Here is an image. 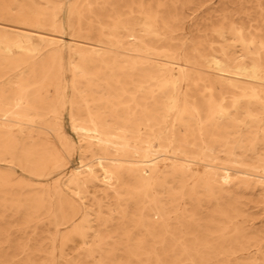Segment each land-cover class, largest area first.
I'll use <instances>...</instances> for the list:
<instances>
[{
    "label": "bare ground",
    "instance_id": "6f19581e",
    "mask_svg": "<svg viewBox=\"0 0 264 264\" xmlns=\"http://www.w3.org/2000/svg\"><path fill=\"white\" fill-rule=\"evenodd\" d=\"M38 1L13 0L14 14L0 7V204L28 212L29 222L44 214L49 227H63L59 258L67 243L81 247L76 261L63 264H254L256 253L264 264V242L245 226L241 201L256 191L264 202V186H255L264 176L263 0L223 2L216 41L184 49L174 72L164 59L183 22L164 17L161 2L130 0L139 14L126 18L122 0ZM59 4L71 34L81 35L83 22L94 25L93 43L89 31L84 41L43 31L57 32ZM4 15L21 27L4 25ZM31 24L38 29L22 28ZM64 50L72 129L81 155L90 152L97 164L78 167L86 168L83 180L63 181L76 204L59 178L48 183L61 162L39 133L54 129L60 146L71 148L57 118L65 104ZM48 88L51 97L43 95ZM12 165L35 180L15 177ZM14 185L26 192L11 193ZM87 188L100 197L96 225L82 201ZM104 199L114 201L103 206ZM103 208L110 217L101 216ZM27 250L34 254L14 251ZM7 258L0 254V264Z\"/></svg>",
    "mask_w": 264,
    "mask_h": 264
},
{
    "label": "rangeland",
    "instance_id": "374dc122",
    "mask_svg": "<svg viewBox=\"0 0 264 264\" xmlns=\"http://www.w3.org/2000/svg\"><path fill=\"white\" fill-rule=\"evenodd\" d=\"M13 0H0V7L4 5L7 12L14 14L15 7L12 2ZM121 7L119 12L124 17H130L138 15V11H135L136 8L132 7L131 10L128 6L130 0H122ZM138 3L139 0H133ZM147 1V0H145ZM158 1L161 4H164L163 13H161L164 17L168 18H177L180 17L183 22L182 28L180 30L176 29V33H171V43H172V52L170 53V57L164 59L166 65L169 67L171 71H176L179 66L183 64V54L184 49L191 48L197 43H204L203 45H208L209 43L216 41L215 35L216 31L219 29L222 23V16L224 14L223 11V2H227L230 0H154ZM264 2V0H263ZM37 4H42L41 1L36 0ZM156 6V4H154ZM56 16L60 17V26L56 29L57 32L48 31L50 29L44 25L40 27L43 28L48 34L61 35L65 41L69 38L80 39V41H84V32L89 34L88 42L93 43L95 39V30L94 25L91 26L88 22H83L81 28L84 32L81 35H77L76 32L71 34L70 31V22L71 18L69 13L61 4H59L56 10ZM128 14V15H127ZM4 25L9 26H17L13 23V16H3L1 18ZM22 28H26L31 30H37L34 25L30 26H22ZM1 50V46H0ZM16 52V51H13ZM44 53V54H43ZM46 51L44 50L42 53L38 55L37 58H41L43 55L45 56ZM16 54V53H15ZM43 56V57H44ZM62 83L65 85L64 90V102L63 107L59 108L58 120L62 133L67 137V139L71 143V148L65 151L58 142L57 133L54 129H49L46 127H41L39 133L42 137L48 139L56 149L58 156L60 157V166L58 169L53 170V174L50 176L48 183L53 179L59 178V184L66 190V187L63 185V181L68 177H72L78 181L83 180L85 175L86 168H78L84 165H91V167H96V162L94 161V157L91 156L90 152H84L81 155V149L79 148V138L74 133L72 129V124L69 118V109H68V101L71 99L72 90H71V69L69 68V52L67 50L63 51L62 55ZM130 59H134V54L130 55ZM74 63H77V59H74ZM9 75V74H8ZM6 77V76H5ZM4 77V78H5ZM136 76L132 78L135 79ZM1 82V81H0ZM83 88V87H82ZM133 86H130L132 90ZM51 97L53 94V90L48 88L43 92V95ZM35 120V118H34ZM37 122V120H35ZM47 122L51 127L54 125V118L52 115H49ZM15 130V127H13ZM137 147V146H136ZM98 157V155L96 156ZM134 160H139L137 155H134ZM12 172L15 177H18L22 181H26L30 179L32 181L35 180L33 177H29L24 173L19 167L16 165H12ZM97 169V168H96ZM97 176V182L100 183L103 181L104 175L102 172H95ZM255 186H264V176H260L256 179ZM18 187L17 185L12 186L11 193L18 194L23 192L24 189ZM100 190V188H96V190ZM67 191L68 198L73 202L77 203L78 197L74 196L69 190ZM87 193L83 196V202L87 206V210L89 211L90 216L88 219L91 221V225H96L95 216H96V208L93 204L94 200H99L100 197L92 196L91 188H87ZM26 192V191H24ZM102 192V191H101ZM260 196L256 191L252 192V195L245 196L241 198V201L245 203V209L247 210V217L245 226L247 229L255 230L258 232L259 238L264 242V202L260 200ZM114 199L102 200L103 206H106L109 202H113ZM51 209L55 211V203L52 201ZM102 217H110L106 209H102ZM28 212H20L15 213V211L8 206V204L2 205L0 204V254L8 255V257H12V259L5 260L2 263L5 264H31V261L34 264H50L49 251L51 249V239L54 234L57 235L55 246V264H63L65 262H73L76 261V255L80 253V245L76 244V242H69L66 246L63 247V257L59 258L60 254V235L65 231L63 227H59L54 230L52 227H49L47 224V219L44 214H40L38 219L27 221ZM113 219V223L117 219L115 214L111 215ZM29 249V251L34 254L28 253H17L22 249ZM16 250L17 252H15ZM256 261L254 264H261L262 256L259 253L255 254ZM27 259L31 261L28 262Z\"/></svg>",
    "mask_w": 264,
    "mask_h": 264
}]
</instances>
